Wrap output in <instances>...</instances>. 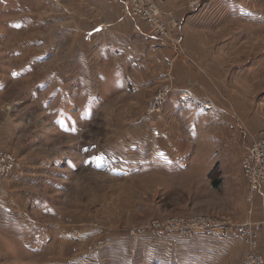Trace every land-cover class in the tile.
Listing matches in <instances>:
<instances>
[{
    "label": "rangeland",
    "instance_id": "rangeland-1",
    "mask_svg": "<svg viewBox=\"0 0 264 264\" xmlns=\"http://www.w3.org/2000/svg\"><path fill=\"white\" fill-rule=\"evenodd\" d=\"M77 4L89 6L0 0V151L30 170L61 161L45 168L48 183L0 182V200L20 203L50 240L36 249L8 240L0 264H204L197 234L135 229L191 215L247 218L240 161L250 133L264 129V0H158L177 21L168 36L142 44L139 64L122 53L96 68L83 64L89 32L74 27Z\"/></svg>",
    "mask_w": 264,
    "mask_h": 264
},
{
    "label": "crops",
    "instance_id": "crops-1",
    "mask_svg": "<svg viewBox=\"0 0 264 264\" xmlns=\"http://www.w3.org/2000/svg\"><path fill=\"white\" fill-rule=\"evenodd\" d=\"M78 1L87 2L89 4L88 7L77 4L78 6L77 9L80 12L79 14L80 16H79V20H76L77 24L74 26L76 27L77 32L81 30L89 32L88 33L89 40H87L88 44L85 48L86 54L84 55L83 58L85 59L86 63L82 62L83 64L90 66L93 65L94 63L93 67L96 68L95 62L97 65L99 58L105 59V61L107 60L106 58H108V60L110 61L112 60L111 58L122 59L123 56L122 53H124L130 58H132L131 55L133 54V57L135 58V60L131 62L133 66L135 64H139V62L141 63L142 54L140 48L142 44L145 45V48L149 47L150 49H153V47H156L157 44H159L160 41L154 39L150 35V32L148 31L146 24L130 16L129 14H125L122 11V8L119 4L109 3L108 2L109 0H78ZM41 7L42 5L38 4L37 10L40 11ZM91 8L92 11L89 10ZM31 11L34 12V9H32ZM92 23H94V25H92L91 26L92 28H90V25ZM27 27L28 24L26 23L24 29H26ZM26 45L28 46L29 44L27 43ZM50 47L51 45L49 46V48ZM49 48L47 50H49ZM54 49L55 48H53V50ZM44 54H39V57L41 58V60L39 61L41 63H44L45 60L47 59L45 58ZM167 56L169 59L172 60V62L175 60L172 57V55L169 56L167 54ZM105 61H103L102 65L106 64ZM95 76L94 75L88 76V79L91 77V80L96 81L100 75H95ZM128 77H131V75H128ZM71 78H75L76 80H78L77 78H85V77L81 74H78L75 75L74 77L71 76ZM258 132H260V130ZM50 158L52 159V156ZM72 161L73 160L71 159L66 160L67 166H70L72 168V164H71ZM49 162L50 161L48 157L39 159V162L33 163V165L37 166L36 170H30L29 168H27V166L24 165L23 166L24 169L22 168V170L20 172L15 173V175L8 178H2V179L0 178V182L3 184V185L1 184V188L5 189V187H7L8 189L13 190L15 188H19L20 186L24 187V185L27 184L33 185L35 184L34 181L37 178L40 179L41 181L40 184L48 183L49 180H51V178L47 177L48 174L45 168H48V165L51 164L49 167L52 166L51 169H54L53 168L54 165H56L57 167L60 166L61 164V161L56 159L55 156H54V160H52L50 163ZM89 165L92 166V164L90 163L86 164V166ZM53 172H55V170L52 171V173ZM61 187L62 186H59L58 188ZM28 188H31V186ZM17 195L18 192L17 194L15 193L13 194V196L15 197H17ZM21 197H23L22 194L18 196V198ZM35 200L36 198L32 202H34ZM42 204L43 202L42 203L40 202L38 208L41 211L43 209V212H45V214L50 213L51 210L53 211V214L57 213L54 207L52 208L51 205H49V203H44L43 205ZM257 210H259L261 212V215L263 216L260 201H258L256 205L254 217L257 213ZM36 221L37 220H35V218H33L31 214L28 211H26L23 206H21L20 203L13 202V204H8L4 200H0V262L4 263V260L1 259H6L4 257L9 256L8 244H7L8 240L12 244L16 243L17 240L18 242L27 243L29 244L30 247L32 246L33 249H36L37 247L39 248L42 246V244H45L48 241H50V240L46 241V235L45 233H43L42 229L39 232H36V229H40V224ZM2 236L5 238L2 239ZM196 238L201 240V245H197V247H201V263L217 264L222 259L228 257L229 261H231L232 263L241 264V262L239 261L240 260L239 255H241L243 248L242 245L243 242L241 240L239 239L220 240L216 238L206 237L204 235H196ZM262 248H264L263 244H262ZM52 250H54V253L56 254L55 247L52 248ZM36 258L40 259V255L39 256L37 255ZM49 264H62V263L56 261L53 263L50 261Z\"/></svg>",
    "mask_w": 264,
    "mask_h": 264
},
{
    "label": "built area",
    "instance_id": "built-area-1",
    "mask_svg": "<svg viewBox=\"0 0 264 264\" xmlns=\"http://www.w3.org/2000/svg\"><path fill=\"white\" fill-rule=\"evenodd\" d=\"M109 3L121 5L125 14L145 23L150 35L156 40L166 38L170 27L177 24L174 19H171V24L165 20L158 0H109ZM160 100L161 97L157 96L151 107L156 108ZM240 164L247 182L245 200L248 204V216L242 222H234L230 216L218 218L191 215L165 221L157 219L136 227L135 231L160 232L169 237L197 234L220 240L239 239L246 245L241 264H264V248L262 249L260 244L261 232L264 229V130L250 133V139L242 151ZM22 168L23 164L13 153L0 151V177H11ZM258 201L263 213L260 220L254 217Z\"/></svg>",
    "mask_w": 264,
    "mask_h": 264
}]
</instances>
